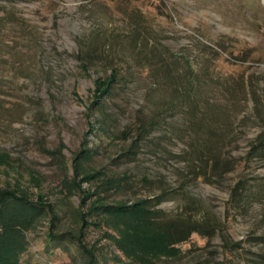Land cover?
Wrapping results in <instances>:
<instances>
[{
    "label": "rangeland",
    "instance_id": "1",
    "mask_svg": "<svg viewBox=\"0 0 264 264\" xmlns=\"http://www.w3.org/2000/svg\"><path fill=\"white\" fill-rule=\"evenodd\" d=\"M262 141L264 0H0V264H264Z\"/></svg>",
    "mask_w": 264,
    "mask_h": 264
},
{
    "label": "trees",
    "instance_id": "2",
    "mask_svg": "<svg viewBox=\"0 0 264 264\" xmlns=\"http://www.w3.org/2000/svg\"><path fill=\"white\" fill-rule=\"evenodd\" d=\"M115 80H116V76L114 75L107 82L102 81V84H97L98 85V93H99V95L97 97L99 99L102 98L103 95L109 93L112 90ZM260 143L264 145V141H262ZM252 151H254V153H256L257 157H259V158L261 157L264 159V146H260L258 148L255 146V147H253ZM12 196L15 199H17L14 195H12ZM6 199H7L6 195L2 194V196L0 197V222H2V216H3L2 213H4V211H5V206H6L5 200ZM150 203H151V199H148V200L136 202L132 206H127V205L106 206L105 208H107L106 211H111V212H115V213H119V214L124 213L127 215L140 217L138 220H142L145 223L150 222L151 225H153L155 228L157 227L156 229L162 230V232H164L168 238V227L166 226V223H163L162 225H160L155 221V217L157 215H156V213H154V211H151L149 209ZM38 206L42 207V205H38ZM38 206H35V207H38ZM169 237L171 238V236H169ZM52 238L57 239V236L53 235ZM172 239H173V237H172ZM175 241L176 240L173 239L174 243H176ZM78 244H79L78 246H79V249L81 250V252L83 251L85 254L88 253L81 241L78 240Z\"/></svg>",
    "mask_w": 264,
    "mask_h": 264
}]
</instances>
